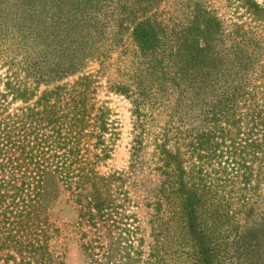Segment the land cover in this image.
Segmentation results:
<instances>
[{"label":"trees","instance_id":"1","mask_svg":"<svg viewBox=\"0 0 264 264\" xmlns=\"http://www.w3.org/2000/svg\"><path fill=\"white\" fill-rule=\"evenodd\" d=\"M104 78L131 104L127 170H101ZM149 145L145 235L129 185ZM64 194L79 264H264V0H0V264H66Z\"/></svg>","mask_w":264,"mask_h":264},{"label":"rangeland","instance_id":"2","mask_svg":"<svg viewBox=\"0 0 264 264\" xmlns=\"http://www.w3.org/2000/svg\"><path fill=\"white\" fill-rule=\"evenodd\" d=\"M175 1H185V0H174ZM216 4L220 5L223 0H214ZM222 5V4H221ZM129 43V39H127ZM121 48L119 49V51ZM129 52L123 54L119 58V53L114 52L112 55L111 68H116L119 61H126V63L131 62V58L128 55ZM93 64L91 67H96ZM114 71V70H113ZM109 70V78L111 79H122L117 71L113 72ZM106 78L102 80V87L99 91V99L110 100V105L115 109L117 113L116 118L118 119V127L120 130V137L116 143L112 157L107 160L106 166L101 167V170L105 171L109 168L126 169L129 166L130 159V146L132 139V116H131V104L130 102L121 95H117L111 92H107L106 88ZM165 121L164 117L153 122V127L158 128ZM143 152L144 155L141 156L143 163H139L137 167L131 169L130 172V185L129 191L130 195L138 204L134 207L141 220V225L144 230L145 235L148 233L147 221L150 216V208H148L145 203L148 198L151 199L150 188H154L155 184L158 182V177L155 171L152 170L149 165L151 146L149 145ZM149 188V190H148ZM78 208L70 200L68 194H64L58 200V202L53 206V215L58 219L57 222L62 229V236L59 239V244L67 246V252L65 257L66 264H79L81 256L79 251V241L76 235L75 223L77 220ZM62 245V246H63Z\"/></svg>","mask_w":264,"mask_h":264}]
</instances>
